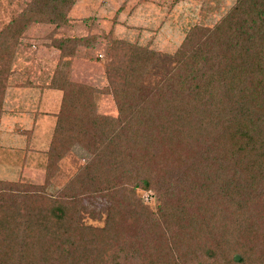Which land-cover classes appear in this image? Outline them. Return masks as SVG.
I'll use <instances>...</instances> for the list:
<instances>
[{
	"label": "trees",
	"instance_id": "trees-1",
	"mask_svg": "<svg viewBox=\"0 0 264 264\" xmlns=\"http://www.w3.org/2000/svg\"><path fill=\"white\" fill-rule=\"evenodd\" d=\"M49 1L28 3L0 31V115L19 32L74 2ZM95 41L54 46L72 55ZM109 47L116 116L95 108L94 93L108 89L59 69L46 85L62 91L46 179H0V264H264V0H233L212 25L189 27L172 53L122 39ZM74 143L90 157L50 194ZM138 188L155 190L156 210ZM92 195L109 202L102 226L77 221Z\"/></svg>",
	"mask_w": 264,
	"mask_h": 264
},
{
	"label": "rangeland",
	"instance_id": "rangeland-1",
	"mask_svg": "<svg viewBox=\"0 0 264 264\" xmlns=\"http://www.w3.org/2000/svg\"><path fill=\"white\" fill-rule=\"evenodd\" d=\"M36 1L0 0V31L4 25L21 16L28 3ZM49 3L51 9L52 5L55 8L56 2L51 0ZM232 3L233 0H74L72 4L55 8L56 11L51 12L52 14H46L41 20L32 21L24 27L12 46L13 55L10 56L11 62L7 68L1 102L0 124L4 114L21 119L24 114L34 112L32 120L40 113L54 115V125L45 148L35 145L38 149L29 146L34 124L31 126V122H24L22 128L13 129L20 134L24 132L27 142L20 145H1L0 179L44 184L47 149L60 103L58 108L43 112L45 110H41L38 105L36 110H29L33 108L31 106L27 109L28 105L23 100L28 99L27 94L30 91L35 93L33 96H39L46 89H56L46 86L56 69L68 72L74 83L100 90L108 89L94 93L95 108L97 113L116 116L117 106L105 70L106 61L111 57L108 55L111 39H122L148 45L160 52L172 53L189 27L194 24L212 25ZM94 35L96 41L92 45L77 44L72 55L62 56L60 49L54 46V42L59 39L63 41L83 37L92 41ZM65 44L66 48H70L73 43ZM61 98L62 95L60 101ZM16 114L20 115L16 117ZM89 157L90 153L80 144L74 143L70 146L57 161V168L49 179L46 191L50 194L56 193ZM136 192L149 210H156L159 200L153 188H138ZM108 205V200L103 196L82 197L77 221L84 225H104Z\"/></svg>",
	"mask_w": 264,
	"mask_h": 264
},
{
	"label": "crops",
	"instance_id": "crops-1",
	"mask_svg": "<svg viewBox=\"0 0 264 264\" xmlns=\"http://www.w3.org/2000/svg\"><path fill=\"white\" fill-rule=\"evenodd\" d=\"M34 94L33 91H30V93L27 94L28 99L23 100V102H25L28 105V107H26L27 109H29L30 108L29 106H31L33 108H30L29 110H36L37 108L35 107L38 105V107L41 108V110H45L43 112H48L46 110L52 111L59 107L60 97L62 95L59 90L46 89L42 93H39L40 94L39 96L41 97H39L38 94L33 96ZM33 113L34 112L32 113L28 112L24 114L21 119H16L15 117H12L10 114H8L9 117L7 115L5 116V114L3 115L0 124V149L3 148L2 147L3 145L4 146L20 145L21 143L25 144L27 142V140L25 139L24 132L20 134L19 132H15L13 130L19 127L22 128L21 126L23 125L24 122H31V126L34 124V130H33V134L30 137L29 146L31 148L34 147L37 148L35 145L37 146L42 145L43 146L42 148H45L48 138L50 137L51 129L54 125L55 116L51 114L40 113L37 114L38 116L32 120L31 116H33ZM20 114H16V117H18ZM4 120L5 122H3ZM17 141H19L20 143L15 144L14 142Z\"/></svg>",
	"mask_w": 264,
	"mask_h": 264
},
{
	"label": "water",
	"instance_id": "water-1",
	"mask_svg": "<svg viewBox=\"0 0 264 264\" xmlns=\"http://www.w3.org/2000/svg\"><path fill=\"white\" fill-rule=\"evenodd\" d=\"M239 257H238V255L236 256V259H238Z\"/></svg>",
	"mask_w": 264,
	"mask_h": 264
}]
</instances>
